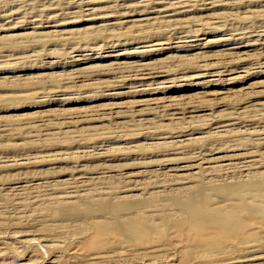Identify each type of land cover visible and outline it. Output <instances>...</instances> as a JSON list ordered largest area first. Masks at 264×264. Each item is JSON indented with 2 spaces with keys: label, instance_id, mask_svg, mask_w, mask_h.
Returning a JSON list of instances; mask_svg holds the SVG:
<instances>
[{
  "label": "rangeland",
  "instance_id": "374dc122",
  "mask_svg": "<svg viewBox=\"0 0 264 264\" xmlns=\"http://www.w3.org/2000/svg\"><path fill=\"white\" fill-rule=\"evenodd\" d=\"M187 1L0 0V264H201L209 257L176 224L93 260L116 240L87 246L104 216L96 199L129 195L143 205L105 217L158 222L174 210L164 173L225 155L239 163L225 180L264 182V0ZM260 187L249 201L264 207ZM65 190L91 196L70 199L76 215L50 208ZM258 219L249 231L264 233ZM257 248L218 256L264 264Z\"/></svg>",
  "mask_w": 264,
  "mask_h": 264
},
{
  "label": "bare ground",
  "instance_id": "6f19581e",
  "mask_svg": "<svg viewBox=\"0 0 264 264\" xmlns=\"http://www.w3.org/2000/svg\"><path fill=\"white\" fill-rule=\"evenodd\" d=\"M185 1L188 2L187 0H185ZM181 4H183V3H181ZM80 5H82V4H80ZM170 5H172V4H170ZM176 5H177V7H179L178 6L179 4H176ZM172 6H174V5H172ZM80 7H82V6H80ZM177 7H174V9ZM152 9H153V7H152ZM181 9H183V8H181ZM88 10H90V9H88ZM159 10H161V9H159ZM177 10H180V7H179V9L177 8ZM178 12H180V11H178ZM164 15H165V13L163 14V16ZM168 15H169V13H168ZM172 16H174V15H172ZM148 17H150V16H148ZM165 17H169V16H165ZM165 17L163 19H167ZM155 18H157V17H154V19ZM167 20H164V22ZM154 21L158 22V21H160V18H159V20L155 19ZM154 21H151V22L148 21V23H149L148 25H150V23H152V22L154 24L155 23ZM169 21L170 20H168V22ZM172 21H175V20H172ZM118 23L120 25V22H118ZM118 23H116V24L112 23V25H118ZM158 23H160V22H158ZM162 23H163V21H162ZM144 25L146 26L147 24H144ZM253 33H255V32H253ZM261 35H262V33L260 34L259 38H262ZM192 36L193 35H191V37ZM251 36H253V35H251ZM242 38H244V37H242ZM255 38H256V35H255ZM259 38H257V39L259 40ZM187 43L185 42L186 45H187ZM193 44H195V42ZM243 44L244 43H242V45ZM249 44H251V43H249ZM181 45L182 44H180V46ZM189 45H190V41H189ZM254 45H255V43H254ZM173 46H174V44H173ZM193 47H195V46L193 45ZM261 47H263V46H261ZM185 48L188 49L187 47H185ZM176 49H178V48H176ZM241 62L242 61H240V63ZM242 66H243V64H242ZM221 71H225V70H221ZM149 72L152 73V71H150V70H149ZM212 72L214 74V72H216V71H212ZM218 72L220 73V71H218ZM144 73L142 72L140 74L142 75ZM217 73H216V75H217ZM224 73H222V74H224ZM148 74L146 76H148ZM208 75H210V74H208ZM202 76L204 77V75H202ZM140 77L143 78V76H140ZM148 77L151 78V76H148ZM221 125H220V127H221ZM227 126H229V125H227ZM223 130L224 131H222V133L220 132L221 134H217L215 136L216 137H223L224 133H227V134L233 133V131L230 130L229 128H226ZM229 151L230 150H228V152ZM216 152H218V151H216ZM199 157H200L199 159H201V156H199ZM234 157L236 159V156H234ZM203 158H205V157H203ZM216 159L218 160V162L215 161L214 162L215 164L208 166V167H204V166L198 167V165H194V164H193L194 166L193 165L189 166L187 164L188 166L184 165V167L182 165L181 166V168L183 167L182 169H180V166H178L179 168H175L177 170L180 169L181 171H185V173L177 172V170H175V169H174L175 171L172 170L173 172L167 171L164 173V176L167 177L166 179L170 181V183L166 184V185H168V186L170 185V186L174 187V191H173V188L171 187L172 189L170 188L169 190H172V192L168 193L169 195H167V196L163 195L162 199H168L170 202L169 204H171V206L174 208V210L172 212L173 215H170L168 213H162L158 222H152L151 216H149V215H147L146 217L141 218V219L131 217L126 222H122L120 220L122 218L118 219V218H106L105 217V216H107L105 214H107V212H110L111 210L116 211L118 209H124L125 211L132 212V211L138 209L139 206L143 205V202H141V200H139L138 202H135V203L130 202L131 196H129V195H127V196L124 195L122 197H119L120 201H118V203H117L119 205H111V202H109L107 199H105V200L96 199V200H100L102 202L103 210L101 212H103L104 216H102L101 218H100V216H94L92 218L90 224H91V229H92L93 234L88 239L87 246H89V244L92 241L99 239L101 236H105V235L113 236L114 239H116V240H113V242H111L109 246H106L107 251L98 250V251L92 253V256H93L92 259L100 261V260L105 259L107 257V255H109V254L118 253L119 251H117L115 249L116 248L115 246L118 243L119 244L122 243V245L123 244L125 245L126 241H128V242L134 241L135 237L133 235L129 236L128 234H130V233L141 232L142 235H144V237H146L148 235H151L153 233L152 231L160 230L161 227H168L171 224L178 225V227H177L178 230L184 229L183 233L186 234L190 244H192L194 246V248H196V251H202V255H204V257H209L208 260L198 262L201 264L209 263L211 261V259H210L211 257L218 256L219 254H221L223 252H227L229 249L244 248L250 252L255 251L257 246H260V248L262 247V249H263L264 248V233L258 234V233H254L253 230L249 231V226H250V223L252 221L257 220L258 217H260V219H258L259 224H262V222L264 220V207L261 204H257V203H259L258 201L257 202L254 201L255 203H253V202L249 201V199L251 197L250 195H252V196L257 195L258 196V194L261 193V192H259V190L262 191L260 186H261V183L263 184L264 182L261 180V178L257 179V177H254L256 179H254L252 181L249 179L250 180L249 182H246L248 180L244 181V179L240 180V181L238 179H235L236 181L238 180L237 182L225 180L224 177H226V179H228V177H227L228 175H231V174L234 175V173H236V170L239 166V163H235L234 158H232L230 156H226V155L223 158L222 157L221 158L216 157ZM194 160H195V158H194ZM206 160H208V159H206ZM255 160L256 159L247 158L246 160H244L242 162V165L244 166V168H247V171H249L251 173L255 172V173H257L255 175H258L259 174L258 170L255 169L256 168L255 165H258V164L255 163L256 162ZM202 161H203V159L200 160L201 163L205 162V161L204 162H202ZM200 166H201V164H200ZM191 169L192 170L198 169V171L197 172H194V171L193 172H187V170H191ZM166 170H169V169H166ZM247 174L248 173L246 172V175ZM243 175H245V173ZM229 177H231V176H229ZM260 180L262 182H260ZM166 188H167V186H166ZM125 190L126 191L123 190L122 192H129L127 189H125ZM80 193L78 195H72V193H70L68 190H65V191L61 192V194L59 196H56L57 199H53L50 202V203H52L50 208L52 210L54 209L56 211L63 212V214L67 217L72 216L73 214L76 215V214H78L77 212L79 211V209L72 210V209L76 208V206L73 205L74 203H76V201H71L70 199L75 198V199L80 200L83 197H86L87 199L91 197L89 195H86V193H83L81 195H80ZM234 197L235 198L237 197L236 201H233L231 199ZM86 233H87V231H83V234H86ZM253 236H256V244L252 243V241H251ZM256 250L258 251V248ZM106 252H109V254H107L105 256L104 253H106ZM260 253H261V250H260ZM223 261H225V260L222 258H219V256H218L210 264H212V263L222 264ZM227 261L229 262V260H227ZM228 262H226V263H228ZM229 263H231V262H229ZM234 263H232V264H234Z\"/></svg>",
  "mask_w": 264,
  "mask_h": 264
}]
</instances>
